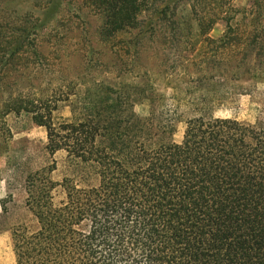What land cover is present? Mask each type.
Returning <instances> with one entry per match:
<instances>
[{
	"label": "trees",
	"instance_id": "obj_1",
	"mask_svg": "<svg viewBox=\"0 0 264 264\" xmlns=\"http://www.w3.org/2000/svg\"><path fill=\"white\" fill-rule=\"evenodd\" d=\"M81 1L104 14L107 33L176 26L178 1L201 30L216 18L197 13L199 0ZM8 2L0 0V113L30 112L46 130L49 154L65 152L57 176L54 160L24 176L21 218L7 224L14 196L0 199V232L10 233L15 264H264V121L215 116L218 98L191 92L185 81L184 89L171 86L173 109H158L165 96L145 95L152 107L142 116L133 112L139 100L106 87V126L94 120L95 108L56 125L50 103L67 99L65 92L40 107L13 90L21 59L39 53L33 33L43 22L11 14ZM228 18L221 16L230 28ZM132 34L126 54L140 43Z\"/></svg>",
	"mask_w": 264,
	"mask_h": 264
},
{
	"label": "rangeland",
	"instance_id": "obj_2",
	"mask_svg": "<svg viewBox=\"0 0 264 264\" xmlns=\"http://www.w3.org/2000/svg\"><path fill=\"white\" fill-rule=\"evenodd\" d=\"M47 1L9 0L6 5L11 14L35 20L40 17L43 22L33 33L39 53L26 52L25 59H21L25 63L19 69L21 82L13 90L40 107L58 92H65L61 98L67 99L50 103L56 125L77 122V118L95 108L100 116L94 120L99 118V124L106 126V87L139 100L135 101L133 112L142 116L152 107L143 99L145 95L165 96L158 109H173L172 101H168L173 92L171 86L184 89L185 81L191 85V92L218 98L215 116L249 123L264 121V3L257 8L254 0H199V15H216L212 28L201 30L190 8L178 1L176 26L170 28L162 22L153 31L144 27L134 36L139 28L107 33L110 26L104 24V14L81 0H73L74 4L52 0L58 2L56 8L50 0L46 6ZM222 15L229 17L230 28ZM131 33L136 42L140 35V43H131L126 54L122 45ZM142 47L145 51H141ZM195 63L196 68L203 66L200 74ZM16 79L12 74L11 82ZM185 128L183 120L176 122L175 142L182 140ZM46 142L44 126L37 125L30 112L4 116L0 113V199L10 192L14 196L7 204V224L24 215V176L53 160L58 165L55 176L63 168L65 152L49 154ZM0 264H15L7 230L0 232Z\"/></svg>",
	"mask_w": 264,
	"mask_h": 264
},
{
	"label": "crops",
	"instance_id": "obj_3",
	"mask_svg": "<svg viewBox=\"0 0 264 264\" xmlns=\"http://www.w3.org/2000/svg\"><path fill=\"white\" fill-rule=\"evenodd\" d=\"M14 263H15V259H14Z\"/></svg>",
	"mask_w": 264,
	"mask_h": 264
}]
</instances>
